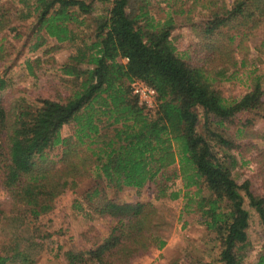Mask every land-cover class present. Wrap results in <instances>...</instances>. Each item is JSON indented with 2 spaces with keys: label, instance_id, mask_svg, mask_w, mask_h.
I'll return each instance as SVG.
<instances>
[{
  "label": "trees",
  "instance_id": "obj_1",
  "mask_svg": "<svg viewBox=\"0 0 264 264\" xmlns=\"http://www.w3.org/2000/svg\"><path fill=\"white\" fill-rule=\"evenodd\" d=\"M144 1L136 10L132 0H0L4 204L18 216L38 219L54 208L59 196L94 177L82 201L88 213L111 219V233L91 247L70 248L65 261L136 264L165 243L155 230L158 207L109 196L99 181L118 190H149L156 199L184 197L186 211L199 213L216 234L218 256L207 264H247L252 247L246 202L264 224V195L255 193L248 179L239 183L234 171L238 155L244 159L250 152L264 182V146L238 140L264 121V76L252 75L240 98L226 97L220 83L247 68L252 50L263 62L264 38L253 48L250 39L264 25V0L175 2L162 17ZM99 2L106 11L94 14ZM198 9L205 17L188 20L201 42L181 48L172 37L176 17ZM15 16L25 24L30 21L24 39L29 51L45 48L47 55L70 43L67 60L54 74L59 85L52 83L39 105L19 93L25 90L12 88L6 70L1 71L11 55L3 33L15 30ZM49 39L58 44L50 46ZM43 61L42 56L26 59L29 73L36 76ZM135 80L157 91L154 113L146 112L132 94ZM66 126L70 133L63 135ZM257 137L264 141V132ZM56 147L57 159L51 156ZM177 177L182 187L174 190L170 183ZM3 214L0 201V229ZM11 249L3 250L0 243V264H39L18 247ZM257 264H264V254Z\"/></svg>",
  "mask_w": 264,
  "mask_h": 264
},
{
  "label": "rangeland",
  "instance_id": "obj_2",
  "mask_svg": "<svg viewBox=\"0 0 264 264\" xmlns=\"http://www.w3.org/2000/svg\"><path fill=\"white\" fill-rule=\"evenodd\" d=\"M191 0H149V7L155 15L165 16L168 6L175 2H187ZM230 2V0H226ZM17 2V1H16ZM146 1L132 0L133 8L136 10ZM18 4V3H16ZM191 4V3H190ZM189 4V5H190ZM97 10L94 14L104 13L105 6L100 2L95 3ZM175 8H179L176 6ZM189 9L188 4L183 8ZM93 14V15H94ZM196 15V17L192 15ZM206 12L198 9L191 15L179 14L176 29L173 31V39L183 47L184 44L199 41L194 37L190 27V20H202ZM199 18V19H198ZM28 23L14 17L13 27L15 30H7L3 33L6 37V46L10 48L11 55L2 63L1 71L6 70V78L12 88L25 90L19 92L28 98L29 103L39 105L41 98L47 97L52 91L53 85L57 83L54 74L70 53V43H61L62 49L49 52L44 55L45 48L39 51H29L28 45L24 44L27 36ZM17 28V29H16ZM20 33L21 38L16 34ZM2 35V36H3ZM264 38V25L254 32L250 39V45L255 47ZM180 43V44H179ZM50 46L57 45L55 39H49ZM42 56L43 62L36 69V76L29 73L25 60ZM242 54L238 51L237 59L241 60ZM250 64L230 81L220 83V88L224 95L230 99L240 98L251 86L252 75L262 74L264 76V60L257 61V51L252 50L250 54ZM255 70V71H254ZM257 70V71H256ZM56 79V80H55ZM203 122V121H202ZM234 128L229 129V134L233 135ZM63 135L70 133V127L66 126L62 130ZM264 132V121L256 124L255 127L243 131V135L238 140L251 141L264 146V141L258 138ZM60 148L56 147L51 151V156L58 158ZM255 153V152H253ZM234 171V176L239 183L246 179L250 180L252 189L257 194L264 195L263 177L259 172L254 154L247 152L245 158L241 159ZM98 182V181H97ZM109 196L117 197L126 201H151L158 207L157 218L155 219V230L165 242L162 247H154L147 255L136 259V264H207L218 256L219 244L216 234L206 228L203 218L199 213L188 212L185 209L184 197L176 200L169 198L156 199L149 190H137L131 187L116 189L107 187L105 181H99ZM95 183L93 178H84L73 189L67 190L54 202V208L40 216L38 219L24 218L11 212V205L6 201L7 194L0 185V201L4 210L1 229L0 243L2 249L12 252L11 248L18 247L20 251L27 253L31 259L39 264H67L64 253L70 248H87L100 242L111 233L113 223L111 219L100 217L93 213H88V206L82 201V193L92 187ZM172 189L178 190L182 187L181 178L174 179L171 183ZM82 204V205H81ZM82 206V209L79 208ZM251 211L249 238L252 250L248 253L247 264H257L259 258L264 254V224L260 223V218L255 210L248 205ZM13 264V263H11Z\"/></svg>",
  "mask_w": 264,
  "mask_h": 264
},
{
  "label": "built area",
  "instance_id": "obj_3",
  "mask_svg": "<svg viewBox=\"0 0 264 264\" xmlns=\"http://www.w3.org/2000/svg\"><path fill=\"white\" fill-rule=\"evenodd\" d=\"M131 88L132 94L138 98L146 112L154 113L158 106L157 91L146 82L139 80L133 81Z\"/></svg>",
  "mask_w": 264,
  "mask_h": 264
}]
</instances>
